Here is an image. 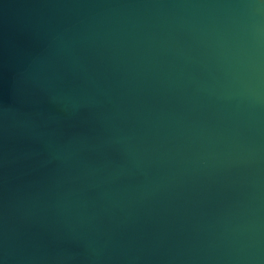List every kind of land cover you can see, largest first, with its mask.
I'll return each instance as SVG.
<instances>
[{
	"label": "water",
	"instance_id": "obj_1",
	"mask_svg": "<svg viewBox=\"0 0 264 264\" xmlns=\"http://www.w3.org/2000/svg\"><path fill=\"white\" fill-rule=\"evenodd\" d=\"M0 264H264V0H0Z\"/></svg>",
	"mask_w": 264,
	"mask_h": 264
}]
</instances>
